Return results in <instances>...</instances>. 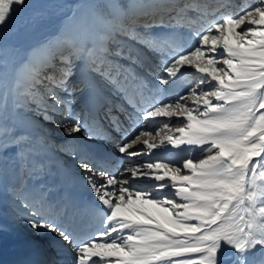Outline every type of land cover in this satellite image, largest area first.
<instances>
[{
  "label": "snow or ice",
  "instance_id": "6c2138e0",
  "mask_svg": "<svg viewBox=\"0 0 264 264\" xmlns=\"http://www.w3.org/2000/svg\"><path fill=\"white\" fill-rule=\"evenodd\" d=\"M26 6L0 0V178L11 160L27 223L59 237L64 264H223L222 256L227 264H264V0L239 11L224 0H91L71 29L18 61L4 30ZM158 27L166 31H152ZM151 60L159 62V85L192 74L183 94L156 98L160 90L145 80ZM76 93L92 105L86 112L73 110ZM116 100L131 107L123 121L112 115ZM37 116L67 137L91 138L89 121H108L121 135L116 152L129 160L165 142L189 154L125 163L115 173L81 159L94 197L89 215L99 218L90 231L70 192L53 198L39 183L48 145L24 128ZM171 121L174 134L155 142L165 129L173 133ZM140 179L153 190H139ZM164 189L172 194L153 195Z\"/></svg>",
  "mask_w": 264,
  "mask_h": 264
},
{
  "label": "rangeland",
  "instance_id": "374dc122",
  "mask_svg": "<svg viewBox=\"0 0 264 264\" xmlns=\"http://www.w3.org/2000/svg\"><path fill=\"white\" fill-rule=\"evenodd\" d=\"M91 2V0H27V6L20 9V11L15 15L12 22L9 23L6 30H4V38H6L7 42L16 50L17 52V60H23L27 57V55L32 51V49L37 48L42 42L55 37L62 28H69L73 26L74 17H78L85 13L87 9V5ZM209 2L213 3L215 6L216 2L219 0H209ZM224 2H228L232 4L233 11H239L240 6H245L251 3H255L256 0H224ZM161 5H165L168 3V0H159ZM165 19H167L165 17ZM155 33L164 32L166 29L162 28H155L152 30ZM154 66L158 69L156 73L153 72V82L147 81L148 87L152 84L157 82L155 80V76L159 75V62L157 61ZM147 77H145V80ZM193 79L192 74L189 72L182 77L180 80L177 81L176 84L170 86H162L159 90L158 95L160 94L161 97H156L157 99L164 100L165 98H175L176 96L183 94L187 85L188 81ZM158 83V82H157ZM157 88L155 89L156 92ZM153 92V93H155ZM86 96L84 94L79 93L75 98L76 101L84 100ZM65 99H71V97H65ZM147 102L151 103V99L147 98ZM75 103L72 105L73 110L76 112L85 111L84 108L78 105L75 106ZM83 104V102L81 103ZM53 119H61L59 114H53ZM31 128H41L44 129L43 132H39L36 135H39L44 141H46L48 145V150L45 156V163L47 164V174L42 175L40 180L42 184L46 187L50 182H48L47 177L50 176L55 177L57 179H62L63 176L59 167L62 170L68 172L67 175H80L83 177V173L79 168V162L82 157H87V153L90 151L91 153V146L92 143H102L104 150L108 148L116 149V145L120 143V140H116L117 142L113 145L106 144L102 141V136L104 134V129L100 134L93 135L91 138H86L82 135H77L76 137H67L64 134V129L62 130L61 127H58L54 122L45 121L42 117L37 116L35 120L25 122ZM162 121L157 124V127L153 129L155 131L157 128L161 126ZM36 124V126H35ZM90 130L94 131L93 122L89 121ZM58 130V131H57ZM60 130V131H59ZM62 130V131H61ZM58 133H57V132ZM45 132V133H44ZM168 130L165 129L161 135L167 134ZM167 146H170L167 144ZM172 146V145H171ZM183 146H180L181 148ZM172 151L166 152L167 148H163L166 153H174L170 155H166L169 159L171 156L173 159H177L178 162L182 161V159L186 158L188 154H180L182 156L179 157L175 154V150H179L176 147L172 146ZM63 149V150H62ZM182 149V148H181ZM49 150H54L55 157H49ZM152 151V150H151ZM163 151V150H162ZM187 151V149H186ZM183 152V151H179ZM196 152V154L194 153ZM192 154L194 156L199 157V151H194ZM115 154H118L116 152ZM75 155V156H74ZM169 156V157H168ZM176 156V157H175ZM51 158V159H50ZM180 158V159H179ZM59 159V160H58ZM61 159H65L64 162H61ZM67 160V161H66ZM171 161V160H170ZM164 162H167L166 160ZM176 162V161H175ZM121 169L122 165L119 166ZM10 168V167H9ZM9 173V171H8ZM10 174V173H9ZM83 174V175H82ZM8 179V174L0 178V184L4 185L5 187V199L9 201L10 208L8 212L12 215L10 218L13 220L14 223L19 227V229L28 232L36 239H42L46 241V249L51 252L48 253L52 255V260L49 258V262L51 264H59L58 261L60 260L57 258V254L54 250L53 243L49 242L52 239H56L57 236L53 233H44L43 230L34 231L30 225L27 223L26 217L30 216V213L23 208L22 201L17 199V187H6ZM31 184V181H25ZM141 183L137 182V188L139 190H150L152 191V182L150 181H140ZM20 183V182H19ZM151 183V184H149ZM145 184L146 186H143ZM149 184V185H148ZM27 186V185H26ZM28 187V186H27ZM142 188V189H141ZM144 188V189H143ZM150 188V189H149ZM172 190L164 189L163 191H153V195L155 196H164V195H171ZM146 210L152 212L154 215L157 214V210L153 208L151 205H144L143 206ZM35 219L39 220V217ZM48 239V240H47ZM226 251V250H225ZM221 260L223 264H227V256H222ZM57 261V262H56Z\"/></svg>",
  "mask_w": 264,
  "mask_h": 264
},
{
  "label": "bare ground",
  "instance_id": "6f19581e",
  "mask_svg": "<svg viewBox=\"0 0 264 264\" xmlns=\"http://www.w3.org/2000/svg\"><path fill=\"white\" fill-rule=\"evenodd\" d=\"M152 67L154 69L153 72L156 73L158 71V69L153 65V63H152ZM188 75H189V73H188ZM161 87H162V85H159L157 82H155V84L153 85V90L155 91L156 88L160 89ZM78 94L79 93H76L75 98H76V96ZM157 96L161 97L160 94L157 95ZM166 99H168V98H165L164 100H166ZM87 104H88V102H87V100H85V104L84 105L85 106H89V104L88 105ZM76 105L81 107V100L76 101L75 106ZM165 119H167V118H165ZM159 122H160V120L153 121L152 124H151L152 129H155ZM35 126H36V124H35ZM176 126H177L176 122L175 121H171L170 122V127L173 129V133H168L167 132V134H174V129H175ZM93 127H94V131H92L93 135H97V134L99 135L100 132H102V130H103L102 128H104V127H97L95 122H93ZM24 128H25L26 131L30 132L33 135H36L39 132H43V130H44V129H42V127L39 128V129L35 128V127L31 128L26 123L24 124ZM62 130H63V128H62ZM164 135L165 134H163L161 136H157L155 138V142L159 143V141L161 140V138ZM109 141H111L112 144L116 143L115 139L113 140V139L110 138ZM94 144H98L99 146H95ZM91 147L95 148V150H97V152H98V150H100L101 147H102V143H92ZM170 147H172V146L171 145L167 146V143L165 142V144L161 145L159 148L153 149L150 154H142L140 156L132 158L131 160H129L127 157L121 156L119 153L115 154L116 150H114V148H112V151L105 152V154H103V155L102 154H96V156H93L91 154L92 155L91 156L90 153H88L89 155H86L87 157L83 156L82 159L87 158L90 163L97 164L99 167H105V168H107V170L115 173V172H118V171L122 170V168L119 169L120 168L119 166H121V165H123L125 163H130L131 165L134 166V165H136L138 163H145V162H148V161H157V160H159V161H165L166 160L167 162L171 160L173 162H175V161L178 162L177 159H173L172 156H171V158L168 156L169 159L166 158L167 157L166 155H170V154H174V153H166L163 148H167L168 149ZM136 148L139 149L140 146L138 145V146H136ZM181 148H178L179 149L178 151L175 150V154H177V156L179 155V157H181V159H182L181 155L182 154H188V153H185V152H188V150L186 151L187 146H183ZM179 151H183V152H179ZM194 151H197V150H193V152ZM194 153L196 154V152H194ZM49 154H50L49 157L52 156V157H55L57 159L56 155L54 154V150H49ZM8 156L9 157L11 156V152H9ZM103 157L104 158L107 157L106 161L110 160L111 164L110 165H106L104 163V161L101 160ZM64 161H65V159L64 160L61 159V162H64ZM9 167H10L9 168V173L10 174L8 173V179H7V183H6L7 186L6 187L12 188V187L17 186V184H18L17 181L18 180L15 178V176L13 174V166H12V161L11 160H9ZM59 170L61 171V174L63 176V178L59 181L61 183V185H64V186L65 185H70V186H75V187L78 188V190H77L78 195L76 196V201L78 203L80 202V203H83V204H85V203H87L89 205L92 204V202L94 200V197H93V194L91 193L89 187L87 186L86 182L84 181L83 177H81L80 175L79 176L78 175L74 176V175H70V174L67 175L68 172L65 171V170H62L60 167H59ZM140 181H150V180L140 179V180L136 181V184H137V182L141 183ZM52 184L50 186V189L52 190V196L53 197H55V196L57 197L59 194H61V192L63 190H65V188L63 186H62L61 189H53L52 188ZM149 184H151V183H149ZM143 186H146V185L143 184ZM4 195H5V187H4V185L0 184V251L2 250L3 246L5 245L4 242H9V241H12V240H23V241L25 240L26 243H29L31 245V247H34L39 242L42 243V245H45L46 241H44L42 239L35 240V238L32 235H30L28 232H25L24 230L19 229V227L16 225V223L13 222V220L10 218V216H12V215L8 212V209L10 208V206H9L10 203H9V201L7 199H5V197H3ZM89 211L90 210L88 209V213H89ZM94 219H93L94 221H96V219H97V221L99 220L98 217L94 218ZM86 227L90 230L91 227L94 228V225L93 226H91V225L87 226L86 225ZM98 228L99 227H96L95 230H97ZM49 242L53 243L54 248L57 249V251L54 250V252L57 254V258L60 259L58 261H61V262H59V264H64L63 255L58 251V249L60 248L59 237H57L56 239H52ZM48 253H51V252H48ZM48 255L49 256H47V258L45 257V261H46L45 263L46 264H51L50 262H48V259L51 258V260H52V257H51L52 255H50V254H48Z\"/></svg>",
  "mask_w": 264,
  "mask_h": 264
}]
</instances>
